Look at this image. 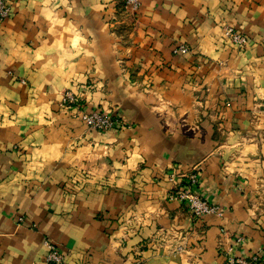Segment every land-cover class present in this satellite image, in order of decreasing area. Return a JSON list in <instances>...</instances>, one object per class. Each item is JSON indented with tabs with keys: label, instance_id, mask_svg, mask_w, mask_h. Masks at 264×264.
I'll return each mask as SVG.
<instances>
[{
	"label": "crops",
	"instance_id": "0c3cea01",
	"mask_svg": "<svg viewBox=\"0 0 264 264\" xmlns=\"http://www.w3.org/2000/svg\"><path fill=\"white\" fill-rule=\"evenodd\" d=\"M6 2L0 264H47L45 239L65 264H223L229 246L263 264L264 0ZM191 168L221 216L169 197Z\"/></svg>",
	"mask_w": 264,
	"mask_h": 264
},
{
	"label": "built area",
	"instance_id": "2783aa9c",
	"mask_svg": "<svg viewBox=\"0 0 264 264\" xmlns=\"http://www.w3.org/2000/svg\"><path fill=\"white\" fill-rule=\"evenodd\" d=\"M114 4H120L123 9L128 12L137 10L140 0H108ZM10 14V7L6 0H0V21L5 19ZM224 33L231 41L237 45H244L246 37L242 33L234 30L232 27H225ZM188 46L186 44H177L173 48L174 53L186 52ZM62 105L64 108L76 107L78 108V98L75 93L65 91L62 96ZM74 116L82 121L90 128L105 131L113 127H120L123 125V119L119 117L110 116L96 109L85 110L77 109ZM170 180L173 185L169 191V197L181 202H185L188 209L194 216L200 215H222V209L219 205L208 202L197 190L198 178L194 168L184 171H173L170 175ZM21 220V218H19ZM240 237L234 239L239 242ZM44 245L47 249L45 254V261L47 264H65L63 253L59 250L57 245L50 239L44 240ZM177 250H180L178 247ZM225 254L223 264H259V257L257 254L249 255L247 257L235 255L233 247L229 246ZM264 264V260H262Z\"/></svg>",
	"mask_w": 264,
	"mask_h": 264
},
{
	"label": "rangeland",
	"instance_id": "374dc122",
	"mask_svg": "<svg viewBox=\"0 0 264 264\" xmlns=\"http://www.w3.org/2000/svg\"><path fill=\"white\" fill-rule=\"evenodd\" d=\"M71 108V107H70Z\"/></svg>",
	"mask_w": 264,
	"mask_h": 264
}]
</instances>
